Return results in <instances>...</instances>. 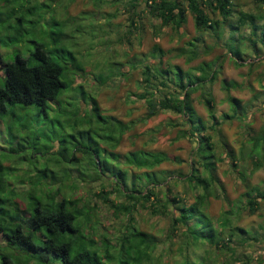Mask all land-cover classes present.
<instances>
[{
	"label": "rangeland",
	"instance_id": "374dc122",
	"mask_svg": "<svg viewBox=\"0 0 264 264\" xmlns=\"http://www.w3.org/2000/svg\"><path fill=\"white\" fill-rule=\"evenodd\" d=\"M51 1L0 3V86L6 77L4 65L16 56L26 60L29 66L36 64L30 57L37 45L42 46L50 60L65 68L63 80L66 82L59 100L50 102L52 108L46 113H26L17 107L14 112L9 106L8 114L0 117V165L3 167L0 176L17 185L23 180L24 185L18 186L23 192L30 188L33 179L45 184L36 193L79 199L78 206L83 208L90 226L97 227V240L106 230L109 238L116 236L120 223L111 217L109 207L95 193L103 188L105 196L120 204L126 201V190L132 189L130 178L124 183L114 172H109L111 175L101 172L100 166L107 163L123 168V155L130 151L144 149L165 154L168 160L156 170L165 172L166 183L169 181L170 185L168 189L165 183L158 187L157 197L163 203L165 195H177L186 204L191 203V189L177 178L179 172L189 170L195 146L191 137L179 136V131L187 129L188 123L181 114L161 112L148 121L136 122L116 149L122 154L116 164L105 152L111 151V133L97 122L90 110V100L94 97L103 116L112 115L124 122L142 118L146 111L144 101L133 94L143 91L144 65H158L161 59L172 73L182 69L183 82L197 81L192 86L198 84L199 90L190 96L193 113L206 127L202 133L209 135L214 144L218 160L216 175L221 184L215 188L216 195L205 200V212L215 219L225 211L232 209L238 214L240 210L237 225L252 236L259 233L257 241L249 240L245 246L235 243L238 257L234 262L227 254H220L217 264H264V201L254 215L242 211L244 196L250 187L264 189V159L254 155L250 158L240 152L242 143L247 144L250 136H256L264 128V46L255 37L256 48L251 45L247 39L249 27H242L235 34L233 29L214 24L199 33L187 14L186 23L179 30L163 27L155 33L152 26L155 20L142 15L144 27L136 31L130 45L125 39L129 12L123 2ZM232 3L237 10L264 16V6L256 5L254 0H232ZM210 17L221 20L217 13ZM235 19L232 16L227 23ZM260 30L264 31V27ZM199 38L204 40L202 47L198 45L199 57L187 61L181 50L195 49ZM154 46L160 48V58L154 56ZM214 74L215 80L208 81ZM223 84H233L236 88L228 91ZM206 92L213 98L214 119L203 103ZM229 97L240 100L241 110L248 113L243 115L245 119L222 120L223 114H232ZM57 102L61 112L57 110L60 107ZM229 150L234 151L235 169L226 156ZM253 161L260 165L255 171H251ZM239 172L245 174L246 182L241 180ZM141 179L135 177L136 191L144 184ZM176 205L170 204L168 211L151 215L149 210L136 204L135 213L139 212L135 226L150 233L157 246L151 254L150 248L133 247L123 252L122 257L132 264V256L147 253L150 260L145 264H159V255L166 258L170 248L175 251L177 246L171 243L175 240L170 241L168 234ZM81 232L87 235L88 228L83 227ZM196 251L197 257L192 255L193 260L202 258L203 251ZM118 257L114 264H118ZM173 261L174 256L169 264H174Z\"/></svg>",
	"mask_w": 264,
	"mask_h": 264
},
{
	"label": "trees",
	"instance_id": "16d2710c",
	"mask_svg": "<svg viewBox=\"0 0 264 264\" xmlns=\"http://www.w3.org/2000/svg\"><path fill=\"white\" fill-rule=\"evenodd\" d=\"M118 1L123 2L129 12L125 39L130 45L136 31H141L144 27L142 21L145 17L142 15L155 20L152 26L156 33L163 27L179 30L186 23L187 14H190L195 29L199 33L212 28L214 24H220L227 30L233 29L235 34L240 33L242 27L248 26L247 39L251 45L256 48V40L253 39L255 37L264 46V31L260 30L264 27V16L237 10L232 0H93L94 3ZM254 1L256 5L264 6V0ZM0 3L53 2L51 0H0ZM215 13L221 20L210 17V14ZM232 16L236 18L235 22L227 23ZM258 31H261L260 35ZM203 42L204 40L199 38L195 49H182L180 53L186 56L187 61H191L199 57L201 51L198 45L202 47ZM161 53L158 46L153 47L154 56L160 58ZM30 58L36 61L35 65L29 66L28 62L20 56H16L12 62L4 65L6 77L0 86V117L8 114L9 106L13 109L17 107L26 113L29 111L38 114L46 113V110L51 107L50 102L58 101L62 89L66 87V82L63 80L65 68L50 60L42 46L37 45ZM158 62L155 66L144 65L141 80L143 91L133 94L134 97L144 101L146 111L142 118L124 122L112 115L103 116L98 101L94 97L90 100V110L98 119L97 122L111 133V151L105 152L110 154L112 160H116V164L122 157L116 149L123 136L133 130L136 122L148 121L161 112L181 114L188 123L187 129L179 131V136L191 137L195 146L191 151L189 170L185 173L179 172L177 178L191 189L193 201L186 204L177 195H165L161 203L156 189L163 183L168 189L170 184L169 181L166 183L168 176L165 172L157 171L156 168L167 161L168 157L163 153L144 149L130 151L123 155V168L107 163L100 166L101 172H114L124 183L130 178L132 189H125L126 201L120 204H115L108 196H105L103 188L95 193L102 199L103 205L109 207L113 215L111 217L120 223L116 236L109 238L106 230L97 240L95 238L97 227L90 226L89 218L83 212V208L78 206L79 199H68L64 196L56 198V195L45 194L42 191L36 193L35 190L43 188L45 184L34 182L33 179L30 182V188L23 192L18 187L24 185L23 180L17 185L0 176V264H114L118 253V264H130L122 257L123 252L133 247L136 250L150 248L151 254L157 246L156 239L152 238L150 233L141 231L135 226L136 215L139 212L135 213L136 204L144 210H149L151 215L164 213L165 210L168 211L170 204H177L168 234L170 241L175 240L171 243L176 245L177 249L173 251L170 248L166 258L159 255V264H169L172 256H174V264H217L216 258L220 254H227L229 260L234 262L238 257L235 243L245 246L249 240H258L259 233L252 236L237 225L240 210H237L238 214L232 209L225 211L215 219L205 212V200L212 195L215 196V188L217 185L221 187V184H218L219 179L216 175L218 160H216L214 144L209 135L202 133L206 127L193 113L190 96L199 90L198 84L192 86L197 81L183 82V72L179 67V72L172 73L169 65H163L161 59ZM214 80L215 74L208 81ZM223 85L228 91L232 87L236 88L233 84ZM202 98L209 116L214 119L211 93H204ZM229 102L232 105V114H223L222 120L241 119V117L245 119L243 115L248 116L244 109L241 110L240 100L229 97ZM57 110L61 112L62 107L60 106ZM247 127L249 128V125ZM114 134H116L115 137ZM240 152L242 155L247 153L250 158L254 155L264 159V128L256 136H250L247 144L242 143ZM226 156L235 169L234 151H227ZM259 167L258 161H253L251 171ZM2 170L3 167L0 165V172ZM135 177L144 179L140 191L135 189ZM239 177L246 182L245 174L239 172ZM5 187L9 189L5 190ZM244 197L245 205L242 211H246L248 215H254L260 202L264 201V189L250 187ZM83 227L88 228L87 235L82 234ZM197 249L203 251V255H200L202 258L193 260L192 255L196 256ZM142 255L138 252L137 255L132 256L130 260L132 264H145L150 260L147 253Z\"/></svg>",
	"mask_w": 264,
	"mask_h": 264
}]
</instances>
